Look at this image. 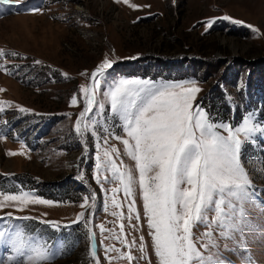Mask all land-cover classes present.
<instances>
[{"label":"rangeland","instance_id":"rangeland-1","mask_svg":"<svg viewBox=\"0 0 264 264\" xmlns=\"http://www.w3.org/2000/svg\"><path fill=\"white\" fill-rule=\"evenodd\" d=\"M0 173V264H264V0H0Z\"/></svg>","mask_w":264,"mask_h":264},{"label":"trees","instance_id":"trees-1","mask_svg":"<svg viewBox=\"0 0 264 264\" xmlns=\"http://www.w3.org/2000/svg\"><path fill=\"white\" fill-rule=\"evenodd\" d=\"M206 73H209L208 75H206V78L208 77L210 78L213 75L212 72H206ZM223 96H224L223 90L222 89L220 90L218 85H214V86H211L200 97V102L207 114V118L210 122H213V123L227 121L233 125L237 124L242 116V113H244L246 110H244L243 112H240L238 110H231V108L223 100ZM20 176L21 175L19 176L14 175L12 179L14 181L16 180L21 183H28L31 185L36 184L34 182V179L31 178V176H27L28 177L27 179L19 178ZM7 179L8 178L4 174L0 173V188L3 187ZM54 186H55L54 189L56 192L49 190L51 192L47 194L48 192L46 193V192H42L41 190H39L38 194L47 199L61 200V201L68 200V202L77 201V196L75 195V192L79 193L81 187L69 186L67 181L55 184Z\"/></svg>","mask_w":264,"mask_h":264}]
</instances>
